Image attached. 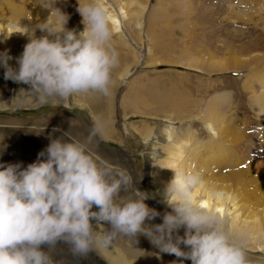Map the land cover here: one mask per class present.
Instances as JSON below:
<instances>
[{
    "label": "rangeland",
    "instance_id": "374dc122",
    "mask_svg": "<svg viewBox=\"0 0 264 264\" xmlns=\"http://www.w3.org/2000/svg\"><path fill=\"white\" fill-rule=\"evenodd\" d=\"M104 2L121 25L114 29L111 22L119 64L110 94L88 92L41 103L36 93L26 91L29 85L6 80L0 67V141L6 145L0 160L26 166L47 146L50 134L61 135L54 128L65 131L73 124L83 134L101 122L98 151L132 172L135 186L151 194L150 207L166 211L153 189L165 190L174 176L171 168L203 173V188L195 190L204 196L206 189L231 195L239 207L226 218L232 219L234 234L247 239L251 264H264V235L258 233L264 225V0ZM57 7L69 15L68 28L83 30L78 0H0V51L8 50L11 65L28 42L27 34L17 30L54 16ZM36 35H42L39 29ZM162 119L170 121L174 136L188 131L183 130L188 125L190 142L175 139L171 147L162 144V156L146 158L143 140L158 132L166 123ZM211 141L227 150L220 160L210 157L217 152ZM180 150V157L173 155ZM161 220L158 216L151 223ZM114 247L119 250L115 241ZM156 249L144 253L152 252V258L131 256L126 264L179 259ZM59 252L63 258L64 251ZM80 257L85 256L71 261ZM96 258L95 264H110Z\"/></svg>",
    "mask_w": 264,
    "mask_h": 264
},
{
    "label": "clouds",
    "instance_id": "9594fccd",
    "mask_svg": "<svg viewBox=\"0 0 264 264\" xmlns=\"http://www.w3.org/2000/svg\"><path fill=\"white\" fill-rule=\"evenodd\" d=\"M77 11L83 30L68 28L69 15L58 7L54 16L17 30L28 42L16 66L8 50L0 51L4 78L29 85L24 90L41 103L88 92L109 95L119 64L109 9L104 0H78ZM103 128L101 122L83 134L73 124L65 131L54 128L61 135L50 134L26 166L0 160V264H65L53 256L58 242L74 256H86L112 248L120 237L134 243L140 235L179 258L171 264H251L247 239L194 196L203 183L200 172L171 168L164 198L172 210L161 213L149 206L151 194L135 186L127 167L100 154ZM5 148L0 141V155ZM158 216L161 222L151 223Z\"/></svg>",
    "mask_w": 264,
    "mask_h": 264
},
{
    "label": "bare ground",
    "instance_id": "6f19581e",
    "mask_svg": "<svg viewBox=\"0 0 264 264\" xmlns=\"http://www.w3.org/2000/svg\"><path fill=\"white\" fill-rule=\"evenodd\" d=\"M117 2H118V0H117ZM120 10L122 13L123 12L122 6L120 7ZM109 13H110V21L113 23L114 29H118L119 26H121L120 22H119V18L115 17L111 13V11H109ZM8 25H10V24H8ZM231 57L233 58V59L231 58L232 62L237 64V61L235 59V55L231 56ZM162 120L165 121L166 123H164L162 125V127H160L158 132H156L154 135H152V137L150 139H144L143 140V152L145 153L146 158L156 159V157L162 156L163 154H165L161 150V146L164 143L167 144L168 142H170L171 144H169L167 146L171 147L172 145L175 144V139L178 140L177 142L180 141V143H182L184 145L189 144V142H190V137H189L190 135L189 134H191V133L189 132L188 125L185 128H183V130H188V131H186L184 133H180L177 136H174V133H175L174 130L175 129L173 127H172L173 129H169V122L170 121H168L167 119H162ZM212 127H213V125H210L209 123L206 122V128L208 130L212 129ZM211 144H212V150L215 152L217 151L215 154L210 156L212 161L220 160L221 158H219V157H223L224 155L227 154V150L223 149V147H221L219 145V143L211 141ZM183 153L184 152L182 150H180V151L173 153V155H175V156L179 155L177 157H180L181 154H183ZM211 164H213V163H211ZM202 175H203V173H202ZM202 184L200 186H198L196 188V190L202 189L203 188ZM211 188L217 189L216 184H213V186ZM196 190H195L194 196L198 199L200 204H202L203 206H205L207 208L213 209L214 211H216L217 213H219L220 215H222L224 217H228V216L232 215V212L239 207V205L235 204V202L231 203V201L233 199L231 198V200H230L231 195L229 193H224V192L217 191V190L206 189V196H204L202 194H198V192ZM215 192L222 193V196L219 198L215 197L213 195V193H215ZM153 193H154V195H156L158 197L159 200L162 201L164 208H166V211L172 210L164 198L165 197V190H163L162 188H159V187L158 188L155 187L153 189ZM231 220L232 219H230V221ZM230 221H229V223H230ZM230 225H231V223H230ZM259 230L260 231L258 233H260L261 235H264V225H262V228H260ZM140 237H141V239H140ZM140 237H138L137 241H135L134 243H132L131 241H129L128 239H126L124 237H120L115 241L116 244L119 246L118 251L115 249L114 246L112 248H109V249L99 247L97 251L94 250L98 254H95V253H93V251L90 250L85 257H82V258L80 257L75 262L71 261V259L74 258V255L69 250V246L64 244L63 242L57 243L56 249L53 253L54 254L56 253L58 259L65 260V264H95L94 260L97 259L96 258L97 255H99L100 258H102L103 260H105L106 262H108L110 264H126V262L130 259L131 256H133V258H139L138 257L139 255H144V253L149 251V250L151 251L152 249H154L155 252L157 251L155 246H150L153 244L145 236L140 235ZM120 241L123 243V245L125 247L119 245ZM59 251H64L63 252L64 253L63 258L61 256H59L60 255ZM151 253L150 254L148 253V255H146V256L144 255V258H146V257L152 258ZM159 256L160 255H158V257Z\"/></svg>",
    "mask_w": 264,
    "mask_h": 264
}]
</instances>
